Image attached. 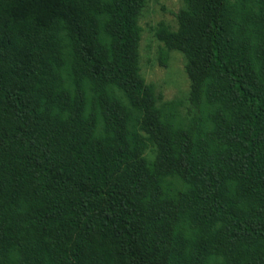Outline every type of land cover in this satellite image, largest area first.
<instances>
[{"label":"trees","instance_id":"obj_1","mask_svg":"<svg viewBox=\"0 0 264 264\" xmlns=\"http://www.w3.org/2000/svg\"><path fill=\"white\" fill-rule=\"evenodd\" d=\"M182 2L186 118L147 0H0V264H264V0Z\"/></svg>","mask_w":264,"mask_h":264},{"label":"rangeland","instance_id":"obj_2","mask_svg":"<svg viewBox=\"0 0 264 264\" xmlns=\"http://www.w3.org/2000/svg\"><path fill=\"white\" fill-rule=\"evenodd\" d=\"M182 0H147L140 17V71L147 83L153 84L161 104L174 103L179 116L193 112L189 103L190 80L185 70V58L178 51H169L156 36L161 24L176 30L177 14Z\"/></svg>","mask_w":264,"mask_h":264}]
</instances>
